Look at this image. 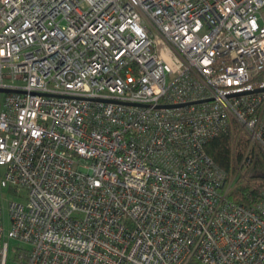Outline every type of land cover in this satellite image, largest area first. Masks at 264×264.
<instances>
[{
    "label": "built area",
    "instance_id": "obj_1",
    "mask_svg": "<svg viewBox=\"0 0 264 264\" xmlns=\"http://www.w3.org/2000/svg\"><path fill=\"white\" fill-rule=\"evenodd\" d=\"M259 156L264 0H0V264H264Z\"/></svg>",
    "mask_w": 264,
    "mask_h": 264
},
{
    "label": "trees",
    "instance_id": "obj_2",
    "mask_svg": "<svg viewBox=\"0 0 264 264\" xmlns=\"http://www.w3.org/2000/svg\"><path fill=\"white\" fill-rule=\"evenodd\" d=\"M237 134V130L235 134L232 132L221 134L206 146L207 154L223 169H229L231 166L232 150L235 143H237ZM247 144L248 140L245 137L239 138L238 150L246 147ZM259 188H264V156H259L253 167L250 182L236 188L231 194L230 200L238 205L253 206L256 204L254 199L258 196ZM251 193L253 196L250 197ZM191 264L200 263L195 261Z\"/></svg>",
    "mask_w": 264,
    "mask_h": 264
},
{
    "label": "rangeland",
    "instance_id": "obj_3",
    "mask_svg": "<svg viewBox=\"0 0 264 264\" xmlns=\"http://www.w3.org/2000/svg\"><path fill=\"white\" fill-rule=\"evenodd\" d=\"M8 192V191H6ZM11 202H25V200H21L18 199L17 197H14L13 195H10L9 198L4 202V214H3V221H4V226H5V230H6V234L9 233L10 230V221H9V209H10V205ZM8 242L10 244V253H9V261L8 264H18V262H16L14 260V256H15V247L18 246V241L16 240H12V239H8Z\"/></svg>",
    "mask_w": 264,
    "mask_h": 264
},
{
    "label": "water",
    "instance_id": "obj_4",
    "mask_svg": "<svg viewBox=\"0 0 264 264\" xmlns=\"http://www.w3.org/2000/svg\"><path fill=\"white\" fill-rule=\"evenodd\" d=\"M5 93H9V92H11L10 90H6V91H4Z\"/></svg>",
    "mask_w": 264,
    "mask_h": 264
}]
</instances>
